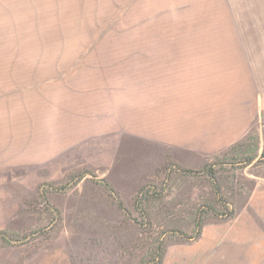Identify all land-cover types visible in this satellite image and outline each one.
I'll return each mask as SVG.
<instances>
[{"label": "rangeland", "instance_id": "1", "mask_svg": "<svg viewBox=\"0 0 264 264\" xmlns=\"http://www.w3.org/2000/svg\"><path fill=\"white\" fill-rule=\"evenodd\" d=\"M0 264H264V0H0Z\"/></svg>", "mask_w": 264, "mask_h": 264}, {"label": "trees", "instance_id": "2", "mask_svg": "<svg viewBox=\"0 0 264 264\" xmlns=\"http://www.w3.org/2000/svg\"><path fill=\"white\" fill-rule=\"evenodd\" d=\"M252 160H253V158H250V159L248 160V163H250ZM182 171H184L185 173H193L191 170H182ZM211 179L213 180V185L216 186L215 178H214V174H211ZM215 189L217 190L216 187H215ZM141 190H142V189H140V191H141ZM118 206H119L121 209H124L121 203H119ZM197 227L200 228V222H198V226H197ZM198 235H199V231L196 233L195 237H197Z\"/></svg>", "mask_w": 264, "mask_h": 264}]
</instances>
